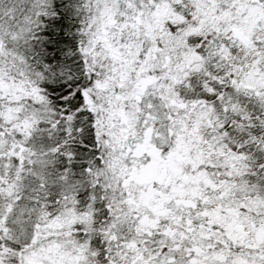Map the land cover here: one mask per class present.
Returning <instances> with one entry per match:
<instances>
[{
    "label": "snow or ice",
    "instance_id": "snow-or-ice-1",
    "mask_svg": "<svg viewBox=\"0 0 264 264\" xmlns=\"http://www.w3.org/2000/svg\"><path fill=\"white\" fill-rule=\"evenodd\" d=\"M0 264H264V0H0Z\"/></svg>",
    "mask_w": 264,
    "mask_h": 264
}]
</instances>
